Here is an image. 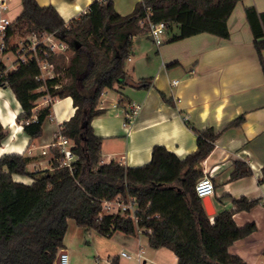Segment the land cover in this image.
I'll list each match as a JSON object with an SVG mask.
<instances>
[{
  "label": "trees",
  "instance_id": "obj_1",
  "mask_svg": "<svg viewBox=\"0 0 264 264\" xmlns=\"http://www.w3.org/2000/svg\"><path fill=\"white\" fill-rule=\"evenodd\" d=\"M240 1L141 0L132 13L123 16L114 0H96L88 12L66 22L55 7L22 0L23 10L8 29V40L54 33L71 54L49 51L47 59L55 64L57 75L46 82L38 80L36 60H28L16 71L6 72V65L0 64V87L11 88L19 100L23 113L17 121L32 141L44 135L52 114L51 104L35 112L37 100L45 95L71 97L76 111L63 123L61 133L74 142L77 160L72 169L61 167L57 159L62 156L54 150L51 169L31 172L28 155L8 154L0 159V264H56L69 220L104 237L118 231L131 236L145 232L152 248L169 249L178 257V264H247L229 248L254 233L257 226L239 227L234 214L252 210L258 201L234 199L235 210L211 217L196 192L204 175L201 164L215 148L220 133L213 128H194L197 149L185 158L156 145L149 163L131 167L116 161L100 164L104 138L92 126L102 113L98 104L107 89L152 86L151 78L133 81L125 69L134 38L149 35L150 22L178 26L180 34L173 40L202 33L228 38V21ZM246 16L264 73V12L248 7ZM244 121L241 116L232 125ZM7 135L0 123V146ZM234 165L233 180L252 174L248 163L236 161ZM262 172L264 178V165ZM14 174L34 181L31 185L17 182ZM117 198L134 199L138 222L128 214L103 213V203ZM111 264H120L119 257Z\"/></svg>",
  "mask_w": 264,
  "mask_h": 264
},
{
  "label": "crops",
  "instance_id": "obj_2",
  "mask_svg": "<svg viewBox=\"0 0 264 264\" xmlns=\"http://www.w3.org/2000/svg\"><path fill=\"white\" fill-rule=\"evenodd\" d=\"M95 1L37 0L41 6L55 7L66 22L88 12ZM140 1L114 0L115 9L125 16ZM248 7L264 12V0H242L237 4L228 21V38L202 33L173 40L180 34L176 25L160 46L150 35L136 36L126 73L136 82L151 78L152 86L107 89L98 104L102 113L93 119L92 126L104 138L100 164L116 161L131 167L149 163L156 145L185 158L197 149L194 128H213L220 133L215 148L201 164L203 173H212L216 213L235 210L234 199L258 201L250 211L235 212L239 227L255 224L257 230L237 240L229 252L247 264H264V73L246 16ZM6 66L12 70L8 63ZM49 104L52 114L44 126V135L32 141L17 121L23 113L19 100L11 88L0 87V123L8 134L0 146V159L8 154H24L32 158L29 171L51 169L50 156L42 155V150L61 131L63 123L74 116L76 108L71 97L45 95L37 100L34 111ZM131 104L139 109L130 127L125 128V114ZM241 116L244 123L233 126ZM236 161L248 163L252 174L233 180ZM13 178L28 185L34 181L20 174ZM106 238H115L121 246L120 252L106 256V264L115 257H119L120 264H129L133 259L137 264H178V257L169 249L152 248L145 232L131 236L118 231ZM62 250L68 252L65 240ZM102 260L96 256L95 264Z\"/></svg>",
  "mask_w": 264,
  "mask_h": 264
},
{
  "label": "built area",
  "instance_id": "obj_3",
  "mask_svg": "<svg viewBox=\"0 0 264 264\" xmlns=\"http://www.w3.org/2000/svg\"><path fill=\"white\" fill-rule=\"evenodd\" d=\"M99 1L104 3L107 0ZM9 8V0H0V64L6 65V59H9V53L13 52L15 58L9 64L12 69L11 71L18 70L20 66L28 60H36L40 68L38 80L46 82L48 79L54 78L57 75L55 64L47 59V55L49 51L56 54H64L68 49V45L54 33H44L41 36L32 35L26 39L12 43V41L8 40V29L13 24V21L8 17ZM169 30L170 26L166 22H160L157 24L150 22L149 35L154 39L158 46L164 43ZM7 71L8 70L6 69V72ZM174 83H177V81H174ZM138 109L139 106L136 104H131L129 106V111L125 114V120L123 123L125 128L130 127L135 119ZM74 147V142L67 136L63 135L60 131L55 135L53 141L44 147L42 155L50 156V167L52 168V153L56 150L62 156V158L57 159L60 166L72 169L73 163L77 160V156L73 150ZM215 190L216 188L212 179V173L204 172L203 177L200 178L196 184V192L198 196L201 198H213ZM137 209V205L132 198H129L128 202L121 198H117L115 201H105L103 203V213L128 214V216L136 222L139 221ZM140 233H142V231ZM59 258L60 264H70V255L68 252L61 250Z\"/></svg>",
  "mask_w": 264,
  "mask_h": 264
},
{
  "label": "rangeland",
  "instance_id": "obj_4",
  "mask_svg": "<svg viewBox=\"0 0 264 264\" xmlns=\"http://www.w3.org/2000/svg\"><path fill=\"white\" fill-rule=\"evenodd\" d=\"M9 5L8 17L11 21H15L22 11V0H10ZM22 39L25 38L16 37L12 40V43ZM64 54L69 56L71 52L67 49ZM8 57L9 59H6V61L10 64L15 58L14 53H9ZM65 238V244L70 255V264H95L96 256L103 258L99 264H106L104 261L106 256L117 254L121 248L115 238H106L94 230L86 231L84 228L79 227L74 220H71ZM129 262V264H137L134 259Z\"/></svg>",
  "mask_w": 264,
  "mask_h": 264
},
{
  "label": "water",
  "instance_id": "obj_5",
  "mask_svg": "<svg viewBox=\"0 0 264 264\" xmlns=\"http://www.w3.org/2000/svg\"><path fill=\"white\" fill-rule=\"evenodd\" d=\"M203 200V205H204V208L207 212V214L211 217H213L214 215H216V209L214 207V204H213V201H212V198L210 197H204L202 198ZM56 264H60V258L58 257L57 261H56Z\"/></svg>",
  "mask_w": 264,
  "mask_h": 264
}]
</instances>
